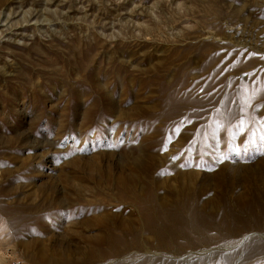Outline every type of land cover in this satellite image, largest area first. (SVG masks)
Here are the masks:
<instances>
[{"label":"rangeland","instance_id":"rangeland-1","mask_svg":"<svg viewBox=\"0 0 264 264\" xmlns=\"http://www.w3.org/2000/svg\"><path fill=\"white\" fill-rule=\"evenodd\" d=\"M261 135L264 0H0V264H264ZM164 185L204 234L104 255Z\"/></svg>","mask_w":264,"mask_h":264},{"label":"bare ground","instance_id":"bare-ground-1","mask_svg":"<svg viewBox=\"0 0 264 264\" xmlns=\"http://www.w3.org/2000/svg\"><path fill=\"white\" fill-rule=\"evenodd\" d=\"M83 57L88 58L86 56ZM79 67L82 71L87 70V66L79 65ZM94 87L98 88V85H95ZM206 131L208 138L212 139L211 138L212 134H210L212 132V127H207ZM262 162L264 163V159L262 160ZM263 165L264 164L261 163V166ZM177 172L179 175L178 179L180 180H184L185 177L191 178L194 173L192 171L183 172V170L181 169H179ZM166 185L154 186L153 189L144 188L141 190V195L138 197V199L132 198V200L137 203L136 211L139 212L142 219V224L140 226L141 227L140 229L136 228V219L132 217L131 219L126 221L122 218H118L117 216H115L116 217L115 218L112 215H109V213H102L94 218L95 221L94 226L98 228L100 231V234L96 238L95 242L97 245L106 246L107 251L104 253V255L120 254L121 252L119 249L120 246H122L123 250L128 249L133 244L132 241L130 242V240H128L131 238L132 240H135L137 245H139L142 239L138 241L137 238H141V235L144 236V234H141V232L144 231L153 233L155 237L160 241V244L163 243L165 245H168L170 242H173L172 244L174 246L181 245V242H179V240L182 238L183 234L186 235L192 229H194V231L196 233L198 232L200 235L204 234V232L195 228L196 224L194 222V219L195 218L197 219L200 216L198 211L194 210L193 205L190 202L192 197L190 186H178V190L176 191V189L170 186H169L170 188L168 186L166 187ZM130 188H131L130 186H119L118 187L119 191L117 192L119 196H121V198H124V200L127 201L131 199L129 195V193L131 192ZM251 194L252 191L248 194V196H251ZM175 197L177 198L175 199ZM155 204L157 205V208H155ZM168 206L174 207L176 211H173L174 210L173 208H172L173 210L167 211V209L168 210L170 209ZM184 209H186V211H183ZM179 211L183 212L180 216L177 215V212ZM184 218H189L190 221L188 225L184 226L183 224ZM213 225L214 228L215 225L227 226L228 228L229 221L222 219L218 223L214 222ZM143 240L142 241L143 243H145L144 244L145 246L147 243H150L149 239H143Z\"/></svg>","mask_w":264,"mask_h":264},{"label":"snow or ice","instance_id":"snow-or-ice-1","mask_svg":"<svg viewBox=\"0 0 264 264\" xmlns=\"http://www.w3.org/2000/svg\"><path fill=\"white\" fill-rule=\"evenodd\" d=\"M242 125H243V121H241V127L239 128V131L240 132H243V131H245V129L242 127ZM177 132L179 131L178 129L176 130ZM233 139H235V135L233 136ZM260 141H261V144H262V146H264V135H261L260 136ZM250 143L251 144H255L256 143V140L253 138V139H251L250 140ZM164 150H167L166 148L164 149ZM232 151L234 152V153H236V154H239V152L241 151V148H239V147H234L233 149H232ZM243 151H245V152H247L248 151V148H247V145H245L244 147H243ZM179 157H174L173 159H178ZM185 165H181V167H184ZM161 174H164V173H161Z\"/></svg>","mask_w":264,"mask_h":264}]
</instances>
